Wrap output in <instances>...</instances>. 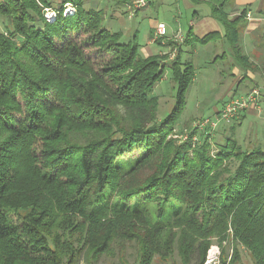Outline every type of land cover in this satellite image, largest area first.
Masks as SVG:
<instances>
[{"label": "trees", "instance_id": "obj_1", "mask_svg": "<svg viewBox=\"0 0 264 264\" xmlns=\"http://www.w3.org/2000/svg\"><path fill=\"white\" fill-rule=\"evenodd\" d=\"M230 1L191 0L223 33L191 27L167 64L141 56L136 33L121 42L86 0H0V264H98L129 245L137 264H205L229 243V264L240 247L264 264V147L227 136L213 148L209 127L175 138L195 81L185 48L224 39L242 82L264 75L242 45L248 10L231 16ZM167 68L175 106L160 122L153 89Z\"/></svg>", "mask_w": 264, "mask_h": 264}, {"label": "rangeland", "instance_id": "obj_2", "mask_svg": "<svg viewBox=\"0 0 264 264\" xmlns=\"http://www.w3.org/2000/svg\"><path fill=\"white\" fill-rule=\"evenodd\" d=\"M110 1L111 3H109L108 6L104 8L101 7L104 12L103 27H113L115 30L112 31H118L119 29L124 33H127V29L133 28L134 33L138 35L137 43L140 45L139 53L143 57L167 54L168 59L166 63L169 64V62L176 57L177 52H173L168 43L171 41H179V43L174 44L178 46L183 45V41L193 25L194 35L197 39L206 37L201 36L203 29H199V27L203 25L204 22H209L207 17L210 16L211 10L208 2L195 5L191 0H147L150 3L147 9L141 10L137 14L135 13L136 15L133 14L132 16L135 15L134 19H128V16L125 17L127 26L124 28L121 26L123 21H117L115 15V13L123 14L121 11H123L124 8L115 4L114 0ZM138 1H136V3H138ZM50 2L53 7L57 9L62 0H50ZM254 3H256V0H231L227 5L226 11L230 13V15H233L234 12L236 13V11H239L240 13L246 6H251ZM86 7L90 8L89 5ZM70 8L73 7L70 6ZM195 11H199L200 16L193 20V13ZM72 12L73 11H69L68 14H72ZM45 13L48 14L47 16L54 17V13L49 11V9H46ZM54 19L55 18H52L50 21ZM191 22H193V24H191ZM215 22L219 24L216 20ZM158 23H164L168 31L163 39H159V42L155 39L152 32ZM218 26H220L223 31V27L220 24ZM0 29L4 31V25L0 24ZM211 29V25L204 29V31H206L204 32L206 33L205 35L211 33ZM222 31H220L221 35L223 33ZM128 38L127 36L123 37L121 42L128 41ZM254 40L255 43L259 41L264 42V37ZM160 42L166 43L165 48ZM188 49L190 50V48ZM195 49L196 51L194 50L193 54L186 48L183 53H181L183 62L191 59L195 71V81L187 93L186 108L176 125L177 135L175 138H179V141L184 140L194 128H198L196 135L197 139L195 140H201L202 134L200 133L202 131L200 130H202L203 127L200 128V124L204 120L210 119L216 122L219 120V118L216 120V117H218L217 114L220 113V110L223 109L224 105L229 100L242 98L255 88L261 89L260 86L252 87L253 82L250 79L246 78L247 80L241 81L240 75L243 71L229 55L230 48L224 39L212 41L207 45L197 43ZM86 52L92 56L95 50L87 49ZM240 82H242V87H245L243 90H238L237 85H239ZM176 90L177 85L172 78V72L167 68L163 79L153 89V94L159 98L158 121H164L171 114L175 106ZM259 100L260 102L258 105H260V111H256L255 114L249 115L247 112V118L245 119H242L240 115L229 121L220 120L215 128L207 126L209 127L208 130L212 137L213 148H216L220 143L222 144L227 136H234L244 149L248 146L252 147L253 145L264 147L263 92H261ZM233 126H235V129H232ZM233 164L235 165V163ZM234 165L232 166L234 167ZM240 252L241 260L236 264H253L249 254L243 247H240ZM232 253L231 243L223 245V247L214 245L208 251L205 264H224L222 261L223 256L226 259L225 264H229ZM98 264H137L136 249L134 246L129 245L128 249L125 250L124 258H119L118 255H116V257L105 256Z\"/></svg>", "mask_w": 264, "mask_h": 264}, {"label": "crops", "instance_id": "obj_3", "mask_svg": "<svg viewBox=\"0 0 264 264\" xmlns=\"http://www.w3.org/2000/svg\"><path fill=\"white\" fill-rule=\"evenodd\" d=\"M136 1H138V0H114L115 4L124 8V10L121 11L124 14V16H123V14L115 13L117 21L118 20L123 21V24H121V26H123L124 28L127 26V22L125 21V17L128 16V19H134L135 15L139 12V10H138L136 12V14L134 16H132L133 11L131 10V6L134 3H136ZM109 3H111L110 0H108V1H106V0H86V6L89 5L90 6L89 9H95V10H103V8L105 6H108ZM149 4L150 3L148 2V7H149ZM101 7H103V8H101ZM147 8H144V9H147ZM246 8L248 10L250 17L248 18V27L244 33L242 45L244 47L245 53L247 55H249L252 59H254L256 64H258L260 67L262 66L264 69V42L259 41L258 43H255V40H254V39H259L260 37H264V0H256V3H254L251 6H246ZM144 9H142V10H144ZM238 14H239V11H236V13L234 12V14L231 16H235ZM193 20H195V19H193ZM207 20L209 21L208 23L204 22V24L200 25V27H199V29H203V31H202L203 33L201 36H206L205 35L206 33H204L206 31H204V29H206L209 25L212 26L211 32L222 31L220 26H218L219 24H216L215 20L211 16L207 17ZM191 24H193V22H191ZM192 27L194 28V25ZM109 29L111 31L115 30V29H113V27H110ZM153 30L155 31L156 27ZM118 31H121L124 36H127L129 38H131L135 35L133 28L127 29V33L126 32L124 33L122 30H119V29H118ZM154 31H152L153 34H155ZM113 32H117V31H113ZM260 34H262V35H260ZM165 46H164V48H165ZM160 53H161V51H160ZM243 77H244V74L242 73L240 75V79L242 80ZM249 78L253 82L252 87H254V86L263 87L264 86V83H263L264 75H261L260 73H257L255 75L250 74ZM242 86H243L242 84L237 85L238 90L239 89L243 90L245 88V87L243 88ZM262 92L264 93V90H262ZM259 109H260V107H259ZM256 111H260V110H258L256 108H251L250 110H248V114L249 115L255 114Z\"/></svg>", "mask_w": 264, "mask_h": 264}, {"label": "built area", "instance_id": "obj_4", "mask_svg": "<svg viewBox=\"0 0 264 264\" xmlns=\"http://www.w3.org/2000/svg\"><path fill=\"white\" fill-rule=\"evenodd\" d=\"M147 7V0H140L138 3H135L133 5V8L131 7V10H141L143 8ZM69 11H73V8H70V6L66 9V14H68ZM48 15V14H47ZM49 19L52 18V16H47ZM167 35V26L164 23H158L155 30V39L163 38ZM262 89L255 88L250 93H248L246 96H243L242 98L232 99L229 100L223 107V109L220 110L219 113V120L216 122L211 121L210 119L204 120L200 124V128L207 127L208 125L215 128L217 126V123L220 120H232L235 117H237L240 112H243L244 110H248L252 107L258 108V102L259 98L261 96Z\"/></svg>", "mask_w": 264, "mask_h": 264}]
</instances>
